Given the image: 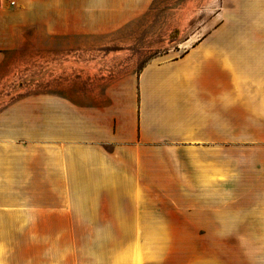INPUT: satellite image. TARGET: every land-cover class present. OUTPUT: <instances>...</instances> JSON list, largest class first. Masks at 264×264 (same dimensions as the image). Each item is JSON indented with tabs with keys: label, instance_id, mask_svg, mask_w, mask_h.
Returning a JSON list of instances; mask_svg holds the SVG:
<instances>
[{
	"label": "crops",
	"instance_id": "0c3cea01",
	"mask_svg": "<svg viewBox=\"0 0 264 264\" xmlns=\"http://www.w3.org/2000/svg\"><path fill=\"white\" fill-rule=\"evenodd\" d=\"M230 1L180 56L68 93L66 105L36 95L0 112V264H182L176 251L56 248L87 225L119 240L141 222L150 238L168 218L155 208L264 225V0ZM8 6L0 0V82L24 36Z\"/></svg>",
	"mask_w": 264,
	"mask_h": 264
},
{
	"label": "rangeland",
	"instance_id": "374dc122",
	"mask_svg": "<svg viewBox=\"0 0 264 264\" xmlns=\"http://www.w3.org/2000/svg\"><path fill=\"white\" fill-rule=\"evenodd\" d=\"M8 4L21 11L24 36L22 48L14 54L20 57L16 70L0 82V112L36 95L48 94L56 104L66 105L68 93L105 89L136 77L151 59L189 50L205 38L214 16L232 8L230 0H16L14 5L8 0ZM141 193L137 194L142 200ZM152 211L168 218L151 224L150 238H143L148 234H143L141 222L135 225L134 238L122 239L120 232L119 240L94 238L107 224L87 225L85 238L71 234L65 241L56 239V248L167 251V259L176 251V262L182 264H264L262 224L211 223L201 213L195 222L190 208ZM170 216L178 221L169 222Z\"/></svg>",
	"mask_w": 264,
	"mask_h": 264
},
{
	"label": "built area",
	"instance_id": "2783aa9c",
	"mask_svg": "<svg viewBox=\"0 0 264 264\" xmlns=\"http://www.w3.org/2000/svg\"><path fill=\"white\" fill-rule=\"evenodd\" d=\"M11 4L14 5L16 3V0H10Z\"/></svg>",
	"mask_w": 264,
	"mask_h": 264
}]
</instances>
